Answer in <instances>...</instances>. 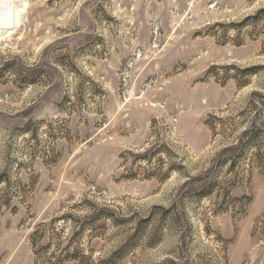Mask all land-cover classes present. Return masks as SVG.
Returning a JSON list of instances; mask_svg holds the SVG:
<instances>
[{
    "label": "rangeland",
    "instance_id": "obj_1",
    "mask_svg": "<svg viewBox=\"0 0 264 264\" xmlns=\"http://www.w3.org/2000/svg\"><path fill=\"white\" fill-rule=\"evenodd\" d=\"M24 2L0 264H264V0Z\"/></svg>",
    "mask_w": 264,
    "mask_h": 264
},
{
    "label": "trees",
    "instance_id": "obj_2",
    "mask_svg": "<svg viewBox=\"0 0 264 264\" xmlns=\"http://www.w3.org/2000/svg\"><path fill=\"white\" fill-rule=\"evenodd\" d=\"M220 120V119H219ZM253 129H256V127H254ZM252 139L254 138V139H257V137H256V135H253L252 137H251ZM255 148H257V147H255ZM153 173H155V174H157L156 173V171H154V172H152L150 175L152 176L153 175ZM1 184H4V185H6L7 186V184H8V179H7V177L5 176V173L4 174H2L1 175V177H0V185ZM5 202H6V205H8V206H10V199H7V200H5ZM3 204V203H2ZM4 205V204H3ZM109 215H111V214H109ZM150 219V218H149ZM149 219H145L146 221H149ZM114 220L116 221V222H119V223H122V222H127L128 220H120V219H116V218H114ZM118 223V224H119ZM48 228V229H47ZM46 230H51V232L53 233V234H55V235H58V233H60L59 231H60V229L59 228H57V227H55V222L52 220V221H50L49 223H47V222H42V223H39L38 225H37V227H36V229H35V231L33 232V234H32V241H33V243H32V246L33 247H35V250H36V252L37 253H39V251H40V249H49L48 247H38V245H39V242L45 237V235H46ZM130 243H132V241H130ZM156 243V239H154V241L153 242H151V245H153V244H155ZM67 248H63L62 249V254L63 255H65L66 257H69L70 259H79V257L81 256V253H82V255L83 256H85V257H88V256H86L85 254H84V251L83 250H78L77 249V251L76 252H74V253H69V252H66V251H64V250H66ZM122 250L124 249V247H122L121 248ZM60 256H58V255H55L53 258L54 259H58ZM63 260H58V261H56L55 263H51V264H61V262H62ZM81 264H84V263H81ZM100 264H110V260L109 259H100Z\"/></svg>",
    "mask_w": 264,
    "mask_h": 264
},
{
    "label": "bare ground",
    "instance_id": "obj_3",
    "mask_svg": "<svg viewBox=\"0 0 264 264\" xmlns=\"http://www.w3.org/2000/svg\"><path fill=\"white\" fill-rule=\"evenodd\" d=\"M26 5L24 2L18 6L16 0H0V41L12 37L21 27Z\"/></svg>",
    "mask_w": 264,
    "mask_h": 264
}]
</instances>
